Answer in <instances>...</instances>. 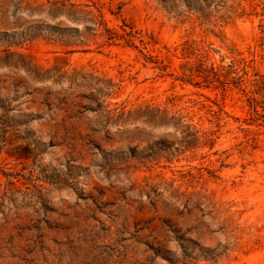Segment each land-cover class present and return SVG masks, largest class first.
Masks as SVG:
<instances>
[{
  "label": "rangeland",
  "instance_id": "1",
  "mask_svg": "<svg viewBox=\"0 0 264 264\" xmlns=\"http://www.w3.org/2000/svg\"><path fill=\"white\" fill-rule=\"evenodd\" d=\"M0 264H264V0H0Z\"/></svg>",
  "mask_w": 264,
  "mask_h": 264
}]
</instances>
